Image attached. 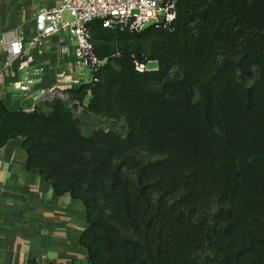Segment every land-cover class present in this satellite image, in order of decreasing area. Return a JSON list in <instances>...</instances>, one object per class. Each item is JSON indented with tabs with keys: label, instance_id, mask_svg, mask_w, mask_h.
<instances>
[{
	"label": "trees",
	"instance_id": "16d2710c",
	"mask_svg": "<svg viewBox=\"0 0 264 264\" xmlns=\"http://www.w3.org/2000/svg\"><path fill=\"white\" fill-rule=\"evenodd\" d=\"M177 9L171 27L91 24L107 62L66 93L107 127L0 97V147L23 137L28 169L84 202L87 264H264V0Z\"/></svg>",
	"mask_w": 264,
	"mask_h": 264
},
{
	"label": "crops",
	"instance_id": "0c3cea01",
	"mask_svg": "<svg viewBox=\"0 0 264 264\" xmlns=\"http://www.w3.org/2000/svg\"><path fill=\"white\" fill-rule=\"evenodd\" d=\"M61 1L0 0V37L15 33L31 40L36 14ZM61 40L62 35H57L46 42L45 56L39 61L42 65L73 60L71 54H62ZM4 58L0 50V68ZM55 83L52 72L35 88ZM0 97L7 107L32 111V97L16 96L10 80L2 82L0 78ZM27 159L23 137L0 147V264H84L88 257L80 243L88 226L84 202L69 193L56 194L44 175L28 169Z\"/></svg>",
	"mask_w": 264,
	"mask_h": 264
},
{
	"label": "built area",
	"instance_id": "2783aa9c",
	"mask_svg": "<svg viewBox=\"0 0 264 264\" xmlns=\"http://www.w3.org/2000/svg\"><path fill=\"white\" fill-rule=\"evenodd\" d=\"M177 1L62 0L58 6L40 9L31 40L15 33L0 37V50L5 55L0 78L2 82L10 80L16 96L32 97V111L42 102L68 97L66 90L96 81L97 73L107 62L96 53L92 23L99 21L104 28L132 33L151 25L171 27L178 16ZM57 35H62V54H71L73 60L60 59L50 67L42 65L39 61L45 56V44ZM150 63L153 62L134 57L139 73L152 69ZM52 72L56 83L36 89L40 79Z\"/></svg>",
	"mask_w": 264,
	"mask_h": 264
},
{
	"label": "rangeland",
	"instance_id": "374dc122",
	"mask_svg": "<svg viewBox=\"0 0 264 264\" xmlns=\"http://www.w3.org/2000/svg\"><path fill=\"white\" fill-rule=\"evenodd\" d=\"M135 57V56H134ZM152 69H156L158 68L157 63L153 62L150 63L149 65ZM68 97H58V98H62L63 100H65L69 106H71L73 108V112L74 114L79 117L82 121H84V125H83V130L88 133L90 132L94 127H107L110 125V122L107 121H114L112 119H105V118H101V117H97L93 114H90L86 111L87 105H88V100L85 99L83 103H80L78 100H72L70 99V94H68ZM56 98V99H58ZM53 101V100H51ZM51 101H46V102H42L40 104V107L43 110H49V106L47 104V102H51ZM121 124V123H120ZM119 124V125H120ZM118 125V126H119ZM87 264V261L84 263Z\"/></svg>",
	"mask_w": 264,
	"mask_h": 264
}]
</instances>
